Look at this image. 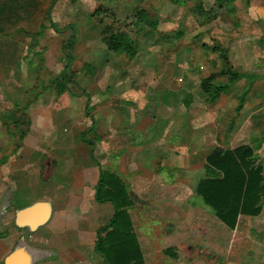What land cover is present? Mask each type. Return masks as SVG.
<instances>
[{
    "label": "crops",
    "instance_id": "0c3cea01",
    "mask_svg": "<svg viewBox=\"0 0 264 264\" xmlns=\"http://www.w3.org/2000/svg\"><path fill=\"white\" fill-rule=\"evenodd\" d=\"M140 1L94 4L105 3L103 15L120 21L129 4L137 18ZM86 8L83 0H0V123L9 137L3 141L0 133V148L8 150L0 155V264H105L95 251L96 232L115 208L95 197L101 170L127 186L133 201L127 211L145 264H242L254 240L250 220L263 210L240 215L231 229L197 193L199 181L211 175L207 155L221 147L210 105L194 98L187 106L188 94L177 108L169 92L161 97L149 91L143 106L155 109L152 114L135 102L134 90L118 95V108L110 102L113 95L103 94L92 114L88 95L70 91L72 80L41 78L39 54L55 42L65 54L71 36L73 50L82 29L78 22L93 19L94 10ZM64 56L60 74L69 77L72 66ZM79 117L90 124L79 126ZM99 146L107 154L101 161L94 152ZM142 215L148 219L141 221Z\"/></svg>",
    "mask_w": 264,
    "mask_h": 264
},
{
    "label": "rangeland",
    "instance_id": "374dc122",
    "mask_svg": "<svg viewBox=\"0 0 264 264\" xmlns=\"http://www.w3.org/2000/svg\"><path fill=\"white\" fill-rule=\"evenodd\" d=\"M107 1L116 6L122 2L129 3L128 0ZM199 1L205 10L215 3L214 0H141L140 5L136 6L143 10L140 16L136 18L130 13L129 4L124 5L128 7L125 11L129 16L114 21L113 16L103 15L105 3L94 4L96 0H83L84 7L87 10L92 8L94 14L90 21H79L77 24L78 28H82L80 35L74 49H68L72 50L71 76L68 77V72L60 74L66 59L64 52L54 47L57 42L51 43L54 46L50 47V52L39 54L37 66L40 76L47 82L58 75L62 80H72L70 91L78 96L88 95L92 114H96L100 108L103 94L113 95L111 97L114 99L110 102L113 108H118V95L134 90L135 102L142 106V110L147 109L155 114V109L143 106L149 102L146 99L149 91H156L161 97L169 92L166 95L177 108H183L182 99L190 93L196 101L200 100L196 91L201 78L217 70L220 65L218 56L205 53L202 43H219L229 50L232 66L250 77L232 84L216 103L209 106L217 128V143L227 149L243 144L251 146L256 162L263 167L264 173V0H226L225 6L216 11V18L202 24L198 23L193 10ZM79 9L82 10V6ZM108 26L112 27L114 33L130 35L131 52L107 51L104 31ZM91 45L93 51L90 53ZM27 58L29 60L31 56ZM225 80V77H220L217 81ZM246 88L248 91L245 95L243 90ZM82 109L83 104L79 106V110ZM6 111H15V108L8 107ZM79 119V126L90 124L85 118ZM0 133L1 140H9L1 123ZM89 136L92 137L91 133ZM3 141H0L1 146ZM94 150L99 161L106 158L107 154L101 146ZM6 151V148H0V155ZM132 198L137 209L141 208L140 198ZM262 210L259 216L250 220L253 221L251 238L254 240L250 241L249 252L244 255L242 264H264V203ZM147 219L148 216L142 215L140 220ZM248 221L247 218L243 219V222ZM220 264H225V260H220Z\"/></svg>",
    "mask_w": 264,
    "mask_h": 264
},
{
    "label": "trees",
    "instance_id": "16d2710c",
    "mask_svg": "<svg viewBox=\"0 0 264 264\" xmlns=\"http://www.w3.org/2000/svg\"><path fill=\"white\" fill-rule=\"evenodd\" d=\"M214 1V6L208 10L202 7L200 1L195 3L193 10L199 19L198 23H207L216 18V11L226 4V0ZM142 11H138V16ZM106 31H104V43L109 50L132 51V39L126 33H114L110 26ZM74 40L75 37L72 36L67 44L65 52L68 60L67 67L70 65L68 49L73 47ZM202 47L205 53L216 54L220 61L217 70L201 78L200 87L196 91L201 101L211 105L232 84L250 76L245 72L237 71L232 66L229 50L226 47L219 43L208 45L204 42ZM220 77H225L226 80L218 82ZM247 91V88L244 89L243 94L246 95ZM193 100L194 95L189 94L185 105L188 106ZM84 140L93 145V141L85 138ZM91 155L98 163L93 150ZM205 167L211 170V175L199 181L196 191L219 220L233 229L240 215L260 214L264 203V173L263 167L256 162L251 146L243 144L233 149L216 147L207 155ZM95 197L98 202H111L115 208L113 217L96 232L95 251L102 256L105 264H145L127 211V207L131 206L133 201L125 183L115 173L101 170Z\"/></svg>",
    "mask_w": 264,
    "mask_h": 264
},
{
    "label": "water",
    "instance_id": "95a60500",
    "mask_svg": "<svg viewBox=\"0 0 264 264\" xmlns=\"http://www.w3.org/2000/svg\"><path fill=\"white\" fill-rule=\"evenodd\" d=\"M38 207H39V205L37 204V205H34V206L30 207L28 210L33 211V210H36ZM46 218H47V215L46 216H41L38 220H35L34 222H31V224L35 225L38 222H43V221L46 220Z\"/></svg>",
    "mask_w": 264,
    "mask_h": 264
}]
</instances>
